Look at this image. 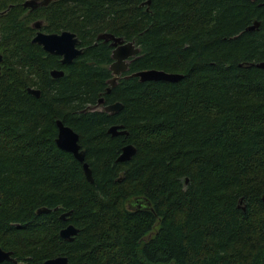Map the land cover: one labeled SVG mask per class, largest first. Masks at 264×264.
Instances as JSON below:
<instances>
[{
    "label": "trees",
    "instance_id": "1",
    "mask_svg": "<svg viewBox=\"0 0 264 264\" xmlns=\"http://www.w3.org/2000/svg\"><path fill=\"white\" fill-rule=\"evenodd\" d=\"M142 1L77 2L69 30L84 51L58 80L14 25L0 36V246L35 240L23 264H264V70L247 67L264 62V0ZM101 34L140 49L130 73L183 78H129L107 93ZM99 99L122 109L93 110ZM56 121L78 134L93 183L56 147ZM113 125L127 137L110 136ZM127 144L136 154L116 163ZM68 212L81 230L73 243L57 236Z\"/></svg>",
    "mask_w": 264,
    "mask_h": 264
},
{
    "label": "water",
    "instance_id": "2",
    "mask_svg": "<svg viewBox=\"0 0 264 264\" xmlns=\"http://www.w3.org/2000/svg\"><path fill=\"white\" fill-rule=\"evenodd\" d=\"M255 1V0H248ZM150 0L146 2L149 5ZM259 26L258 22H254L250 27H248L247 31H254ZM99 40L104 42L111 41V46L114 48L111 54V59L113 63L110 65L109 70L111 71L112 77L107 81V89L106 92L109 93L111 89H113L118 83V77L122 73L128 71L129 64L138 58V54L140 53V49L135 46L134 42H124L122 38L114 37L110 34H102L98 37ZM33 43H38L43 46L45 52L49 54L62 56L63 64L72 63L73 59L81 53V50L75 49V45L77 43L76 39H73V35L69 33H63L60 36L57 35H38ZM2 62V56L0 55V63ZM241 66V65H239ZM247 67H255L257 69L264 70V62L260 63H251L247 65ZM1 73V67H0ZM62 72H52V76L55 78L61 77ZM127 78H136L140 83L146 82H167V83H176L180 81L183 76L180 74H169L161 70H143L139 72L132 73ZM27 93L35 98H39L40 91L34 89H27ZM103 104V99H99L97 105ZM122 109L121 103H114L107 105L103 108V111L107 114L115 115L119 113ZM56 129L57 136L55 139L56 147L66 153L72 155V157L81 164L82 171L86 180L89 183H93V178L91 174V169L89 165L85 162V152L81 149V145L79 144V136L75 133L71 128L63 125L62 122L56 121ZM107 133L112 137L117 136H125L127 137V132L123 130V127L120 125H113L107 129ZM136 154V148L127 144L121 148L120 154L116 159V163H125L130 161V159ZM262 205L264 207V195L261 197ZM139 205H143L145 209H150V204L146 200H142ZM244 210V208H242ZM50 209L47 208H39L37 210V215L48 214L50 213ZM70 215V212L65 213L61 216V220H64L66 216ZM77 230L72 226L64 229L60 233V237L67 240L72 241V236H75ZM11 253L4 252L0 249V262L9 260ZM43 264H68L66 258H54L46 260ZM86 264V263H85Z\"/></svg>",
    "mask_w": 264,
    "mask_h": 264
},
{
    "label": "flooded vegetation",
    "instance_id": "3",
    "mask_svg": "<svg viewBox=\"0 0 264 264\" xmlns=\"http://www.w3.org/2000/svg\"><path fill=\"white\" fill-rule=\"evenodd\" d=\"M80 1H78V0H0V36L2 34H4L7 30H10V28L14 25L15 33H16L18 38H20L22 36L27 37V39H29V43L32 44L33 46L37 47L35 50L36 52L39 51V53L43 52L45 54V56H43L42 59L48 60V58H52L53 61L56 62V64H55L56 67L48 70L47 75H49L52 80H58L64 76V67L71 65L73 63V61L75 59H77L79 56H81L83 51H84V47L81 46V42L77 37V33L69 30V23H70L71 19H72V21H74L76 18H78L80 15H82V13L79 9L80 5L77 6V2L79 3ZM107 1H110V0H107ZM147 1L148 0H144L140 4L141 7H146V10L148 7L146 4ZM10 22H13V24L11 25ZM74 24L76 25L77 23L74 21ZM63 33L72 34L73 39L77 40V43L75 45V49L81 50V53L79 55H77L73 59L72 63H70V64H63L62 63V59H63L62 56L49 54V53L45 52L42 45H39L38 43H33V40L38 35H45V36L57 35V36H60ZM99 36H97L96 40L102 41V40L98 39ZM102 42L105 44H108L110 46V48H111L110 58H111V54H112V51L114 49L111 46V41H107V42L102 41ZM0 55L2 56V62L0 63V67L2 69V63L4 62V58H3L4 56L1 53H0ZM112 63H113V60L111 59V63L107 66V70L109 71L110 78L112 77V74H111V71L109 70V67ZM131 63L129 64L128 71L119 75L118 82L121 80L129 79L127 77L132 74L129 71ZM52 72H62L63 75L61 77L55 78L52 76ZM37 73H39V72L37 71ZM38 75H36L35 77L38 78ZM30 89H34V88H30ZM34 90H38V89H34ZM105 106L106 105L101 104L100 107L96 106L97 108H95L93 110H98V111L102 110L103 111V108ZM67 154H69V153H67ZM69 155H71V154H69ZM126 208L129 211H136V210L140 209L138 204L134 205L132 203H127ZM56 210L57 209H54V211H56ZM52 211L53 210H51L50 213ZM63 214H65V213L59 214V220H60L61 225L59 227H57L58 228L57 229V236L60 238V240L66 242V243H73L75 241V239L78 238V236L80 235L81 230H80V228L75 226L73 223L69 222L68 217L70 215L66 216L64 220H61V216ZM30 224L33 225L34 223H30ZM35 224H41V223H35ZM69 226H72L74 229L77 230L76 235L71 237L72 241H67V240L60 237L61 231L68 228ZM17 227L19 228V226H17ZM37 232L38 231H29L27 233L31 234V233H37ZM23 233L27 234L26 231H23ZM34 241L29 240V241H25L24 244L19 243L18 246H19L20 252H17L18 249L11 250V249L3 248L0 246V249L2 251L11 253L10 259L2 261V262H0V264H23L22 261H24L25 259H28V257L25 258L24 250L26 249V247L28 245H31V243H33ZM59 257L66 258L68 261V264H69V259L65 255H57V256H55L53 258H49V259H54V258H59ZM49 259H47V260H49ZM44 262H42V264ZM80 264H85V263L83 262Z\"/></svg>",
    "mask_w": 264,
    "mask_h": 264
},
{
    "label": "bare ground",
    "instance_id": "4",
    "mask_svg": "<svg viewBox=\"0 0 264 264\" xmlns=\"http://www.w3.org/2000/svg\"><path fill=\"white\" fill-rule=\"evenodd\" d=\"M137 47V46H136Z\"/></svg>",
    "mask_w": 264,
    "mask_h": 264
}]
</instances>
